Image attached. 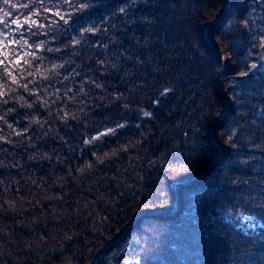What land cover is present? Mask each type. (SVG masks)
<instances>
[{
    "label": "trees",
    "instance_id": "16d2710c",
    "mask_svg": "<svg viewBox=\"0 0 264 264\" xmlns=\"http://www.w3.org/2000/svg\"><path fill=\"white\" fill-rule=\"evenodd\" d=\"M228 2L0 4L10 27L34 10L46 25L24 32L42 51L15 29L16 51L37 57L12 67L18 83L0 69V264H92L137 212L175 209L173 183L221 153L178 186L174 215L137 218L97 264H264V0H233L211 26L225 64L207 30Z\"/></svg>",
    "mask_w": 264,
    "mask_h": 264
},
{
    "label": "snow or ice",
    "instance_id": "6c2138e0",
    "mask_svg": "<svg viewBox=\"0 0 264 264\" xmlns=\"http://www.w3.org/2000/svg\"><path fill=\"white\" fill-rule=\"evenodd\" d=\"M45 2V0H29V3H14L13 0H0V4L2 5H10L12 8H24V9H28L30 7V4H35V3H39L40 5H43ZM64 4L73 5V0H63ZM76 7L80 10H83L85 8L88 7V5L86 3H79L78 5H76ZM44 12H52L51 8H43ZM119 11L121 13L125 12V8H120ZM39 11H31L28 14H22L23 16V21H21V17H15L11 19V25H14L15 28L10 27V25L8 23L5 22V18L6 17H11L12 14L11 12H5L3 7H0V69L3 70L4 74L7 77L11 78V83H18V81L16 80V76L13 74V71L11 70L13 66H19L21 64V60L23 59L24 56H31L34 59L37 58L35 52H24L21 53L19 51H16L15 49V45H17L18 43H20V41L16 40L14 38L15 35V29L19 28L21 29V33H20V40L23 41V43L20 45L21 47L27 46L29 49L32 47H35L38 51H42L43 50V41H40L38 43H36L35 45L29 44L28 40L24 37V32H30L31 35L36 36L39 35L40 33L38 32H33L32 28H44L46 27V25L38 23L36 20L32 19L33 16H39ZM53 15L59 17V20L64 21L65 24L68 23V20L66 19V16L70 15V13H62L59 8H57V10L53 13ZM245 25H247V21H244ZM25 25H28L29 27L27 29L24 28ZM96 29L88 27L85 28L84 31L85 32H94ZM12 37V38H10ZM261 40L264 41V37H261ZM74 43H79V41H74ZM261 48H264V43H261L260 45ZM8 48H12L13 51L10 53V55H12L14 57L13 60H6L4 58L5 56V51ZM60 49H56V51H59ZM49 52L53 51V49L49 48L48 49ZM25 64L29 63V61L25 60L24 61ZM58 67H63V65H53V70L58 68ZM250 67L252 69H255L258 67L257 64L253 63L250 65ZM29 76L32 75L31 72L28 73ZM242 76H247L248 73L244 72L241 73ZM47 77H45L46 79ZM21 87H23L25 90H28V84L25 83L23 85H20ZM99 87V85H97ZM59 91V90H57ZM169 91H171V89H165L164 90V94H167ZM6 93L2 90H0V97L5 96ZM23 98V97H22ZM159 101H157L158 103ZM4 103H7V100H4ZM46 103V101H45ZM29 107H31V105H29ZM147 114V113H146ZM68 114L65 113V116H67ZM74 118V117H73ZM0 119H3V117H0ZM9 127H11V125H9ZM118 127H122V125H119ZM114 129H109L108 132L111 133L113 132ZM17 135H20V133H16ZM95 139V138H94ZM231 139V137H230ZM86 143H88V141H86Z\"/></svg>",
    "mask_w": 264,
    "mask_h": 264
},
{
    "label": "water",
    "instance_id": "95a60500",
    "mask_svg": "<svg viewBox=\"0 0 264 264\" xmlns=\"http://www.w3.org/2000/svg\"><path fill=\"white\" fill-rule=\"evenodd\" d=\"M230 2L232 0H229ZM223 16V15H222ZM221 16V17H222ZM219 17V18H221ZM219 18L216 19L219 20ZM210 28L211 26L208 28L207 30V37L210 41V43L213 45V47L219 52V54L222 56L223 60H224V63L226 64L227 61L225 59V56L223 54V52L221 51V49H219V47L216 45V42L215 40L210 36ZM209 31V32H208ZM225 71V70H224ZM221 81L223 83V77L221 78ZM223 92L224 91V86H223V89H222ZM225 97V95H224ZM229 103V102H228ZM229 106V104H228ZM225 119V113L217 120L215 126H217L218 124H220L223 120ZM211 134L213 136V140H214V143L215 145L217 146V148H219L221 150V147L218 145V142H217V138H216V135H215V127H213V129L211 130ZM222 154L217 158L215 159L213 162H211L199 175H197L196 177H193V178H190V179H186V180H183V181H177V182H174L173 183V188L174 190L177 192V206L175 209H173L172 211H166V210H160V209H150V210H143V211H140V212H137L133 218H132V221L131 223L125 228L123 229L112 241H110L109 243H107L106 245H104L102 248H100L96 255H95V258L93 260V263L92 264H97V260L99 257H101L102 255H104L107 251H109L112 247L116 246L117 244H119L121 242V240L131 231V229L134 227V222L136 221L137 218L139 217H142V216H160V215H174L179 209H180V194H179V190H178V186L179 185H182V184H190L192 182H194L196 179L198 178H202L205 176L206 172L216 163L219 162L220 158H221Z\"/></svg>",
    "mask_w": 264,
    "mask_h": 264
},
{
    "label": "rangeland",
    "instance_id": "374dc122",
    "mask_svg": "<svg viewBox=\"0 0 264 264\" xmlns=\"http://www.w3.org/2000/svg\"><path fill=\"white\" fill-rule=\"evenodd\" d=\"M233 2V0L230 2H228V5H229V7H227L226 9H225V11H223V13H221V15H219L217 18H219V17H221L222 15H224V12H226V11H228L229 9H230V5H231V3ZM216 18V19H217ZM216 19L210 24V26H212L215 22H216ZM220 19V18H219ZM218 21V20H217ZM209 32V31H208ZM210 36H211V34H210ZM212 37V36H211ZM208 38V37H207ZM213 38V37H212ZM209 40V39H208ZM216 42V41H215ZM216 45H217V43H216ZM218 46V45H217ZM219 47V46H218ZM220 49V48H219ZM222 51V50H221ZM223 52V51H222ZM223 54H224V56H225V59H226V61H227V63L226 64H228V59H229V54L228 53H224L223 52ZM222 57V56H221ZM225 70V69H224ZM224 70H223V74H224ZM221 78H222V76H221ZM223 86H224V91H226V86H225V82H224V77H223V83H222V81H221V87H222V89H223ZM224 93V95H225V99H226V101H227V103L230 105V100H229V98L227 97V95H226V92H223ZM229 107V106H228ZM215 124H216V122H215ZM214 124V125H215ZM212 129H213V127H212ZM115 133V131H113V132H111V133H109L108 131L106 132V133H104L103 135H101V136H99L98 138H95V141H98V140H101L102 138H104L105 136H109V135H112V134H114ZM212 135V134H211ZM222 154V153H221ZM194 177H196V176H194ZM193 178V177H192ZM126 228V227H125ZM124 228V229H125ZM113 240V239H112ZM111 240V241H112ZM109 243V242H108ZM113 248V247H112ZM93 263V262H92Z\"/></svg>",
    "mask_w": 264,
    "mask_h": 264
}]
</instances>
